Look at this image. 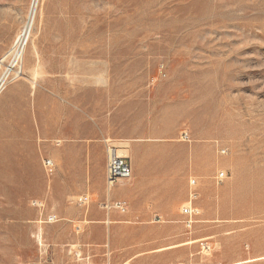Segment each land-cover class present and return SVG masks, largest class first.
I'll use <instances>...</instances> for the list:
<instances>
[{
    "label": "rangeland",
    "instance_id": "374dc122",
    "mask_svg": "<svg viewBox=\"0 0 264 264\" xmlns=\"http://www.w3.org/2000/svg\"><path fill=\"white\" fill-rule=\"evenodd\" d=\"M32 6L0 0V75L31 26L0 101L16 127L0 133V264H264V0H36L31 18ZM103 118L118 138H159L139 151L153 168L188 156L195 223L47 222L46 137Z\"/></svg>",
    "mask_w": 264,
    "mask_h": 264
},
{
    "label": "crops",
    "instance_id": "0c3cea01",
    "mask_svg": "<svg viewBox=\"0 0 264 264\" xmlns=\"http://www.w3.org/2000/svg\"><path fill=\"white\" fill-rule=\"evenodd\" d=\"M108 120L86 121L81 127L73 128L70 136L58 129L55 136L46 137L45 145L51 147L46 156L53 160L55 171L45 200L56 203L55 214L59 219L75 226L109 223L113 214H119L125 223L132 225H175L184 217L182 207L189 200L186 189L189 186L190 191L192 170L188 156L180 157L185 163L180 169L169 162L175 155L167 154L160 156L153 168L151 155L142 163L139 151L145 140L159 138H118L113 136ZM112 141H125L128 150L125 157L132 165V175L108 189V148ZM115 201H125L127 211L105 207L106 203Z\"/></svg>",
    "mask_w": 264,
    "mask_h": 264
},
{
    "label": "built area",
    "instance_id": "2783aa9c",
    "mask_svg": "<svg viewBox=\"0 0 264 264\" xmlns=\"http://www.w3.org/2000/svg\"><path fill=\"white\" fill-rule=\"evenodd\" d=\"M17 44V43H16ZM183 140L188 141L189 136L187 133L183 135ZM221 153H226L225 149H221ZM44 165L46 171L49 175H52L55 171V165L52 159L46 158L44 160ZM132 175V165L130 161L125 156H120L117 153V147L114 145H110L108 148V161H107V174H106V182L108 189H112L117 182L123 179H128ZM225 173H218L216 179L218 181H223L225 178ZM197 184L196 179H190V191H189V200L182 207V213L185 217L184 222L187 226H191L196 222L197 216L200 214L199 208L194 204L198 198L197 191L192 189V186ZM105 207L107 209L116 208L119 209L122 213L127 211V204L125 201H115L112 203H106ZM59 221V217L57 214H51L47 218V222L54 223ZM204 250H208L209 247L204 246Z\"/></svg>",
    "mask_w": 264,
    "mask_h": 264
},
{
    "label": "bare ground",
    "instance_id": "6f19581e",
    "mask_svg": "<svg viewBox=\"0 0 264 264\" xmlns=\"http://www.w3.org/2000/svg\"><path fill=\"white\" fill-rule=\"evenodd\" d=\"M32 4H33L32 10L30 11L31 18L33 17L36 11V0H34V2L32 0ZM30 32H31L30 24H25L24 28L20 31L18 38L16 37L17 44L14 45L13 49H11L12 51L10 50L11 52L10 55L12 56L13 60H11L12 62L10 63L9 66H7L8 68L2 73V75H0V101L2 100L3 95H4L2 91H3L7 78L10 77V75L12 74L20 73V67L18 65H19L20 58L23 55L25 44H27L28 42ZM15 128H16L15 126H12L6 122L5 124L3 121L2 123H0V133L2 132V133H6L9 135L10 132L14 130ZM10 143L11 141L4 140L2 137H0V170L3 167L2 165L3 161L11 157V151H10L11 144ZM117 153L120 156H127L128 155L127 147H125L124 144H119L117 146Z\"/></svg>",
    "mask_w": 264,
    "mask_h": 264
}]
</instances>
